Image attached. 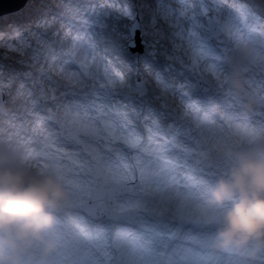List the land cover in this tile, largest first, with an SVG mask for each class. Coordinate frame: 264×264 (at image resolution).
<instances>
[{
	"label": "rangeland",
	"instance_id": "rangeland-1",
	"mask_svg": "<svg viewBox=\"0 0 264 264\" xmlns=\"http://www.w3.org/2000/svg\"><path fill=\"white\" fill-rule=\"evenodd\" d=\"M46 2L53 3L55 0H46ZM93 2L106 4L108 0H93ZM133 2L138 8L143 6L145 11L148 10L147 6L157 10L161 3L178 7L175 0H133ZM7 15L10 14L0 16V20ZM174 23L171 17L165 19L162 14L160 15L157 24L159 31L156 37L157 47L153 50L156 55L150 57L151 60L165 64V72H168V65L173 66L174 70L182 67L179 60L169 57L179 56L189 61L194 48L186 39L181 41L175 37L174 33L177 29ZM8 25L9 23L0 26V33H5L0 37V85L3 86L5 95L4 108L0 110V153L6 157L5 166L27 167L34 171L55 174L68 192V198L63 206L54 212V224L44 233L46 239L56 242L55 248L43 257L40 246L37 245L31 256L24 257L26 264H264V249L254 250L253 257L251 253L241 255L234 249L213 248L217 221L223 209L230 206L231 201H226L219 208H210L205 203L209 190L215 185L216 180L228 174L232 163L223 156L230 148H236L237 151L246 150L252 145L264 148V106L256 103L254 108L247 110L243 98L234 94L226 79L230 71L227 57L237 54L241 44L250 43L254 48L252 56L247 61V91L254 98H256L255 94L264 98V92L260 90L261 73L258 68L252 75L254 87L250 85L253 60L258 49L264 46V36L241 39L223 52L220 69L217 72L218 82L207 92L196 94L194 99L201 101L198 105L199 119L191 120L190 131L178 141L180 147L184 149L180 155L184 153L183 157L186 154L183 158L185 162H176L171 167L169 154H164L165 158L160 161L157 159V154L152 151L160 143H157L152 134L149 139L148 129L155 127L151 121L136 127L123 122L124 113L141 103L137 92H124L123 99L106 104L104 115L92 108V102L86 98L72 101L75 80L70 82L65 77L74 74L77 78L83 79L82 72L85 70L67 57L53 64L48 51L49 41L58 42L67 29H60L58 23L59 37L52 35L57 29H52L47 35L39 37L44 51L37 61L33 59V51L37 48L36 37H27L30 47L25 46L23 53L12 52L6 47L7 44L17 43L11 32L5 31ZM186 27L190 29L191 25L187 24ZM176 45L180 47L176 48ZM89 63L92 64L91 57ZM41 68L45 72L51 70L52 79L57 85L56 101H52V95L49 93L48 101L40 102L43 109L56 112L59 108V114L62 115L64 106L78 103L82 106V115L83 109H90L87 116L92 119L88 123L97 128H102L105 122L111 123L115 135L128 138L130 143H124L120 139L114 140L112 136L104 134L98 137H83L82 133L81 137L93 147L92 154L89 155L77 147L65 144L64 140L57 136L59 143L55 145L56 147H62L69 152H79V159L88 161V167L84 170L76 168L69 172L67 161H58L43 154L38 155L37 153L41 151L39 145L22 142L10 126L11 123L19 125L21 116L28 120V126L37 127L42 133H59L60 130L55 121L35 119L36 116L45 117L46 112L41 108H34L28 97L29 91L37 95L40 92V87L35 86L33 81H39L45 89L53 86L40 75ZM91 71H98L102 76L105 65L97 59ZM186 71L191 79L188 76L181 79L169 73L165 77V82L159 84L155 76L159 68L153 67L150 70L149 65L142 61L133 76L138 74L140 80L146 84L143 107L147 109H140L137 118L146 113L147 119L153 120L152 114L158 110L163 122H159V128L162 129V125L166 127V124L171 122L166 119L168 109H171L170 115L173 117L185 111L187 101L182 100L179 94L181 85L195 83L201 72L207 75L204 61H201L196 68L189 67ZM180 75L184 76V73L181 72ZM97 81L104 83L99 77ZM88 83L91 81L89 80ZM184 91H187V88ZM64 93L67 95H62ZM129 101L132 102L129 104ZM101 102L95 100L96 104ZM149 104L153 105V109L149 108ZM142 127L143 129H140ZM155 132L157 129H152V133ZM162 134L159 132L157 136L162 137ZM186 160L191 163L187 164ZM191 164L193 167L198 164L199 169L206 171L207 174L197 171L194 175L188 173L186 168ZM93 165H98L101 173L108 178V187H115L120 183L129 184L128 194L112 197L109 201L104 195L105 198L93 202L91 199L93 185L100 184L103 179L93 177ZM172 169L174 173L171 172ZM179 175H184L186 178L191 176L190 181L187 183ZM174 192L175 198L169 199V195L173 196ZM189 195L194 196L191 201L188 199ZM88 203L107 204L110 209L117 211L135 207L140 213L135 219L118 223L107 218L89 219V216L83 212ZM146 212L152 213L153 217L149 218ZM161 216L165 219H160Z\"/></svg>",
	"mask_w": 264,
	"mask_h": 264
},
{
	"label": "snow or ice",
	"instance_id": "snow-or-ice-1",
	"mask_svg": "<svg viewBox=\"0 0 264 264\" xmlns=\"http://www.w3.org/2000/svg\"><path fill=\"white\" fill-rule=\"evenodd\" d=\"M178 7L164 5L161 3L157 10L147 6L148 10L139 7L133 0H108V3H94L93 0H55L48 3L46 0H19L13 5L12 17L14 22L8 25L6 32L10 31L16 44H7L6 47L12 52L23 53L24 47L28 45L27 37L37 38V48L33 51V59L39 61L44 46L40 44L39 37L47 35L48 31L67 29L58 42L49 41L48 51L51 61L55 64L67 57L69 60L79 64L83 79L77 78L74 74L66 76L68 81L75 80L72 89V101L86 98L91 101V107L95 108L101 115L105 114V105L112 104L117 99H123V93L135 91L139 94L141 103L145 96L146 84L140 80L138 74L133 73L140 68L141 62L149 65L150 70L158 67L159 72L155 73L157 83L163 84L169 73L183 79L188 76L187 68H196L201 61L205 63V71L195 83L181 85L179 94L182 100L187 101L186 110L175 117L170 115L171 109L167 110L166 119L171 121L166 124V129L159 128V120L154 121L157 131H163V137L152 151L157 154V159H164V154L178 149V141L190 131L189 123L192 119H199L198 105L200 100L194 99L197 93L205 92L218 82L217 72L220 69V59L223 52L241 39L259 38L264 36V0H175ZM189 12L191 15H189ZM165 19L171 17L177 31L175 37L181 41L185 39L193 45V51L189 61L182 57L175 56L169 59L179 60L181 68L173 69L168 65V72H165V64L158 60H151L156 45V37L160 15ZM26 21V22H22ZM187 24L191 28L186 27ZM60 29L52 32V35L59 37ZM5 33H0L2 37ZM179 48L180 45H176ZM99 54V55H97ZM89 57L92 64L89 63ZM99 59L105 65L102 76L99 72H92L95 61ZM47 62V58H45ZM261 73L260 90L264 92V46L258 49L253 60V70L250 76V85L254 87L252 75L255 69ZM119 70H123L122 72ZM183 72L184 76L180 73ZM40 75L53 85L45 89L39 81H33L35 86L40 87L39 95L33 91L28 92V97L34 108H41L46 112L45 117L36 116L37 121H55L59 126L60 133L38 131L37 127L28 126L29 122L23 116L19 117V125L11 123L15 135L25 143H35L40 146L43 154L56 160L68 162V171L79 168L84 170L88 167V161L79 159V152L65 151L62 147H56L59 143L56 139L60 136L65 144L77 147L83 152L92 154L93 147L83 137L88 136H112L114 140L120 139L124 143H130L126 137H118L114 133L113 125L105 122L102 128H97L88 123L91 117L87 116L89 108L83 109L78 103H72L63 107V114L51 109H43L41 100L47 102L49 93L52 101H56L57 85L52 79V72H45L41 68ZM97 77L104 83H98ZM191 79L190 76H188ZM91 83H88V81ZM135 81H139L138 83ZM0 85V91H2ZM23 87V86H22ZM187 88V91L184 89ZM62 95H67L64 93ZM159 99V97H155ZM95 100H101L96 104ZM167 107L166 105L164 106ZM153 109V105L149 104ZM160 116V112H155ZM149 139L152 129L149 128ZM66 133V138L61 135ZM138 142V141H136ZM90 170V169H89Z\"/></svg>",
	"mask_w": 264,
	"mask_h": 264
},
{
	"label": "clouds",
	"instance_id": "clouds-1",
	"mask_svg": "<svg viewBox=\"0 0 264 264\" xmlns=\"http://www.w3.org/2000/svg\"><path fill=\"white\" fill-rule=\"evenodd\" d=\"M253 48L243 43L237 54L227 57V82L247 110L256 105L247 91V61ZM5 159L0 153V264H26L24 257L31 256L37 245L43 257L55 248L56 242L44 233L54 224V212L63 206L68 192L55 174L8 167ZM226 201L231 204L217 221L213 248L254 257V250L264 249V148L252 145L233 153L227 176L216 180L205 203L219 208Z\"/></svg>",
	"mask_w": 264,
	"mask_h": 264
},
{
	"label": "water",
	"instance_id": "water-1",
	"mask_svg": "<svg viewBox=\"0 0 264 264\" xmlns=\"http://www.w3.org/2000/svg\"><path fill=\"white\" fill-rule=\"evenodd\" d=\"M16 3H19V0H0V16H3L5 14H12L14 12L13 5ZM256 97H257L256 101H258L264 105V99L260 95H256ZM4 98H5V95H4V92L2 90V91H0V109H2L4 106ZM61 135H63L66 138V133H62ZM234 152L235 151L232 150L228 154V157L232 160V162H233V153ZM96 170H97V173L94 176L96 178H99L100 176H102V174L98 168H96ZM107 181H108V179L106 177H104V180H103L102 184H100V187L106 185ZM127 190H128V188L125 185L120 186V189H116V188H114L112 190H102V189L96 190L95 189L94 195L92 196V200L96 201V200L104 198V193L107 191L110 193L109 194V197H110L111 195H114V194L123 195L127 192ZM85 210L87 212L94 213L96 215H100L101 214L100 211L105 212L104 213V215H105L106 212L108 211L106 208V205H104V204L99 205V204H95V203H90L88 206L85 207ZM98 213H100V214H98ZM135 213H136V210H128L125 213H113L111 211L108 212L110 217H114L115 219H117L118 217H124L125 215H129L131 217H134Z\"/></svg>",
	"mask_w": 264,
	"mask_h": 264
},
{
	"label": "trees",
	"instance_id": "trees-1",
	"mask_svg": "<svg viewBox=\"0 0 264 264\" xmlns=\"http://www.w3.org/2000/svg\"><path fill=\"white\" fill-rule=\"evenodd\" d=\"M14 22V18L12 17V15H7L4 19L0 20V26L1 25H6L9 23V25H11ZM25 22V21H22Z\"/></svg>",
	"mask_w": 264,
	"mask_h": 264
},
{
	"label": "bare ground",
	"instance_id": "bare-ground-1",
	"mask_svg": "<svg viewBox=\"0 0 264 264\" xmlns=\"http://www.w3.org/2000/svg\"><path fill=\"white\" fill-rule=\"evenodd\" d=\"M178 150H181V148L179 147ZM173 172H174V171H173ZM172 186H175V185L172 184ZM176 189H177V188H176ZM175 191H177V190H175ZM175 195H176V193L174 192V193H173V196H172V195H169L168 198H169V199H171V198H175ZM193 195H194V194H193ZM193 195H189V196H188V199H190V201H191V198L194 197Z\"/></svg>",
	"mask_w": 264,
	"mask_h": 264
}]
</instances>
